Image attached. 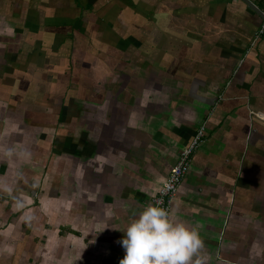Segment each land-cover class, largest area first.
I'll return each mask as SVG.
<instances>
[{"label":"crops","instance_id":"0c3cea01","mask_svg":"<svg viewBox=\"0 0 264 264\" xmlns=\"http://www.w3.org/2000/svg\"><path fill=\"white\" fill-rule=\"evenodd\" d=\"M263 24L242 0H0V264H120L202 125L171 213L207 264H264Z\"/></svg>","mask_w":264,"mask_h":264},{"label":"clouds","instance_id":"9594fccd","mask_svg":"<svg viewBox=\"0 0 264 264\" xmlns=\"http://www.w3.org/2000/svg\"><path fill=\"white\" fill-rule=\"evenodd\" d=\"M124 234L120 264H207L198 230L162 207L147 205Z\"/></svg>","mask_w":264,"mask_h":264},{"label":"built area","instance_id":"2783aa9c","mask_svg":"<svg viewBox=\"0 0 264 264\" xmlns=\"http://www.w3.org/2000/svg\"><path fill=\"white\" fill-rule=\"evenodd\" d=\"M262 11L264 13V3L262 4ZM263 32L264 24L257 34V37H259ZM206 130L207 129L205 125L200 126L196 130L191 142L180 151L167 179L163 182L157 194L152 198V205L162 207L171 213L172 202L176 197L179 187L181 186V183L187 174L193 154L196 152L205 138Z\"/></svg>","mask_w":264,"mask_h":264},{"label":"water","instance_id":"95a60500","mask_svg":"<svg viewBox=\"0 0 264 264\" xmlns=\"http://www.w3.org/2000/svg\"><path fill=\"white\" fill-rule=\"evenodd\" d=\"M246 3L248 7H250L253 11H255L260 17L264 19V13L260 10L251 0H242Z\"/></svg>","mask_w":264,"mask_h":264}]
</instances>
